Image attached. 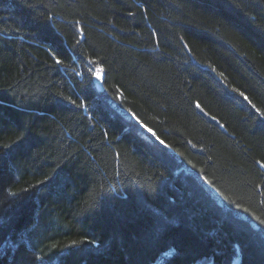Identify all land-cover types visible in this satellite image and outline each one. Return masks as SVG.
<instances>
[{
  "label": "trees",
  "instance_id": "obj_1",
  "mask_svg": "<svg viewBox=\"0 0 264 264\" xmlns=\"http://www.w3.org/2000/svg\"><path fill=\"white\" fill-rule=\"evenodd\" d=\"M0 198V264H264V0H0Z\"/></svg>",
  "mask_w": 264,
  "mask_h": 264
},
{
  "label": "snow or ice",
  "instance_id": "obj_2",
  "mask_svg": "<svg viewBox=\"0 0 264 264\" xmlns=\"http://www.w3.org/2000/svg\"><path fill=\"white\" fill-rule=\"evenodd\" d=\"M56 63H61V61L59 60V59H57L56 60ZM104 70H103V68H98V69H96L95 70V75L97 76V78H100V76H101V73L103 72ZM73 103H75V101H73ZM198 107H199V105H197ZM133 115H135V114H133ZM144 127L145 128H147V125H144ZM149 132H152V129H150V128H148L147 129ZM153 135H155V133L153 132ZM161 143H163V141H161Z\"/></svg>",
  "mask_w": 264,
  "mask_h": 264
},
{
  "label": "water",
  "instance_id": "obj_3",
  "mask_svg": "<svg viewBox=\"0 0 264 264\" xmlns=\"http://www.w3.org/2000/svg\"><path fill=\"white\" fill-rule=\"evenodd\" d=\"M98 88L99 90H104V87L102 85V82L101 81H98ZM235 264H239V260L235 262Z\"/></svg>",
  "mask_w": 264,
  "mask_h": 264
},
{
  "label": "rangeland",
  "instance_id": "obj_4",
  "mask_svg": "<svg viewBox=\"0 0 264 264\" xmlns=\"http://www.w3.org/2000/svg\"><path fill=\"white\" fill-rule=\"evenodd\" d=\"M1 201H2V199L0 198V203H1ZM161 260H159V261H157V262H155V264H161Z\"/></svg>",
  "mask_w": 264,
  "mask_h": 264
},
{
  "label": "bare ground",
  "instance_id": "obj_5",
  "mask_svg": "<svg viewBox=\"0 0 264 264\" xmlns=\"http://www.w3.org/2000/svg\"><path fill=\"white\" fill-rule=\"evenodd\" d=\"M99 81H101V80H99ZM214 190H215V189H214ZM218 198H219V197H218ZM238 260H239V264H240V262H241V258L235 260V262L238 261ZM155 262H157V261H155ZM235 262H234V264H235ZM153 264H154V263H153Z\"/></svg>",
  "mask_w": 264,
  "mask_h": 264
}]
</instances>
